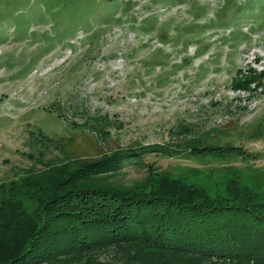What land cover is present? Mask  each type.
Here are the masks:
<instances>
[{"label": "rangeland", "instance_id": "374dc122", "mask_svg": "<svg viewBox=\"0 0 264 264\" xmlns=\"http://www.w3.org/2000/svg\"><path fill=\"white\" fill-rule=\"evenodd\" d=\"M195 138L241 155L185 153ZM122 148L142 158L112 174L119 185L144 177L145 162L212 193L226 176L189 167L264 174V0H0V182L41 166L29 156L56 165Z\"/></svg>", "mask_w": 264, "mask_h": 264}, {"label": "trees", "instance_id": "16d2710c", "mask_svg": "<svg viewBox=\"0 0 264 264\" xmlns=\"http://www.w3.org/2000/svg\"><path fill=\"white\" fill-rule=\"evenodd\" d=\"M260 78L238 77L232 86L247 89ZM37 138L52 141L42 132ZM200 140L185 153L224 161L241 155ZM29 157L41 166L0 182V264H80L111 245L124 256L88 264H264V174L242 181L233 164L189 167L213 180L226 176L212 193L149 162L144 177L117 184L112 174L142 158L126 148L56 165Z\"/></svg>", "mask_w": 264, "mask_h": 264}]
</instances>
